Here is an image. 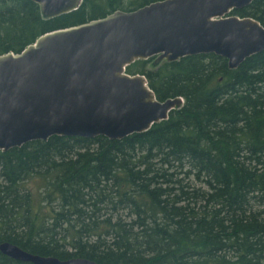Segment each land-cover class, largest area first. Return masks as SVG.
Returning <instances> with one entry per match:
<instances>
[{
  "label": "trees",
  "instance_id": "16d2710c",
  "mask_svg": "<svg viewBox=\"0 0 264 264\" xmlns=\"http://www.w3.org/2000/svg\"><path fill=\"white\" fill-rule=\"evenodd\" d=\"M159 0H82L45 19L0 0V55L53 30ZM264 27V0L233 10ZM137 60L158 100L184 104L121 140L52 136L0 151V244L97 264H264V51ZM34 184L36 191H34ZM0 264H32L0 252Z\"/></svg>",
  "mask_w": 264,
  "mask_h": 264
},
{
  "label": "water",
  "instance_id": "95a60500",
  "mask_svg": "<svg viewBox=\"0 0 264 264\" xmlns=\"http://www.w3.org/2000/svg\"><path fill=\"white\" fill-rule=\"evenodd\" d=\"M45 19L77 10L82 0H32ZM254 0H159L132 11L39 36L20 53L0 55V151L52 136L121 140L148 131L184 104L160 101L137 60L154 65L200 54L228 60L230 69L264 51V27L230 15ZM0 252L32 264H97L60 260L3 242Z\"/></svg>",
  "mask_w": 264,
  "mask_h": 264
},
{
  "label": "rangeland",
  "instance_id": "374dc122",
  "mask_svg": "<svg viewBox=\"0 0 264 264\" xmlns=\"http://www.w3.org/2000/svg\"><path fill=\"white\" fill-rule=\"evenodd\" d=\"M33 187H34V189H35L34 191H36L37 189H36V185H35V184H34ZM255 209H260V210H261V209H264V206L261 205V204H256V205H255Z\"/></svg>",
  "mask_w": 264,
  "mask_h": 264
}]
</instances>
